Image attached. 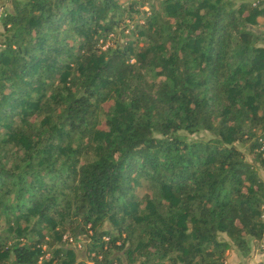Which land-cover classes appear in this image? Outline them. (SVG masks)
<instances>
[{
    "label": "trees",
    "instance_id": "trees-1",
    "mask_svg": "<svg viewBox=\"0 0 264 264\" xmlns=\"http://www.w3.org/2000/svg\"><path fill=\"white\" fill-rule=\"evenodd\" d=\"M8 2L0 264L247 254L264 231V0ZM137 3L136 38L100 47ZM64 233L83 238L79 258Z\"/></svg>",
    "mask_w": 264,
    "mask_h": 264
},
{
    "label": "rangeland",
    "instance_id": "rangeland-1",
    "mask_svg": "<svg viewBox=\"0 0 264 264\" xmlns=\"http://www.w3.org/2000/svg\"><path fill=\"white\" fill-rule=\"evenodd\" d=\"M120 2L122 5L125 6L127 4L128 0H120ZM8 5H9L8 0H5L4 4H3L4 9H5V7L7 8ZM136 8L139 11L137 13L132 12L134 15L133 18L125 17L123 19V23H122L123 25L120 26V28L123 27V31H120V29L117 28V32L115 34L110 33L108 35V38H106L104 42H101V40L99 39L97 41V44L100 47H105L107 44L123 42L124 40H126V36L123 34H128L129 35L128 38L135 39L136 34L134 32L131 33L130 29L133 27L134 23H136V22L139 23L142 21L141 11L142 10L147 11L148 5H147V3H143L142 5L140 3H137ZM1 30H2V26H1V20H0V31ZM0 38H1V35H0ZM141 42H142L141 40H137V44H141ZM104 104H106V103H104ZM179 132L184 134L186 136V138H208L209 137V134L203 130H199V131L193 132V133H187L184 130H179ZM237 145L245 151V146L243 144L238 143ZM245 155L247 158H250L249 154L245 153ZM259 173L262 175V177L264 179V175H263L262 170H259ZM262 206H263V210L261 211V219L264 223V203ZM263 234H264V231H263ZM263 234H262L260 239L249 238V240H250L249 241V250H248V253L245 255H242L238 251V249L233 244H231V246L225 250L224 263L225 264H231L230 263L231 260H234L236 262H243L244 264H255L258 261V259H261L262 258L261 256L264 255V252H262V250H264ZM80 236H82V235H80ZM218 236L226 238L224 233H219ZM77 240L80 242L81 246L74 247V248L77 251L76 252L77 256H78L77 258H79V251L83 248V241L84 240H83V238H82V240H80V239H77ZM81 241H82V243H81ZM41 248L42 249L45 248L44 245H42ZM86 262L90 263V261L88 259Z\"/></svg>",
    "mask_w": 264,
    "mask_h": 264
},
{
    "label": "built area",
    "instance_id": "built-area-1",
    "mask_svg": "<svg viewBox=\"0 0 264 264\" xmlns=\"http://www.w3.org/2000/svg\"><path fill=\"white\" fill-rule=\"evenodd\" d=\"M251 4H256L258 0H248ZM5 13V9H4V6L3 4H0V20L2 18V16L4 15ZM62 241L64 244L68 245V246H73V247H79L81 246L80 242L75 239L72 235H69V234H63L62 237H61ZM82 243V241H81ZM92 254V253H90ZM48 256V252L47 251H44L42 253V255L39 257V259H41V257H47ZM223 264L224 261H223Z\"/></svg>",
    "mask_w": 264,
    "mask_h": 264
},
{
    "label": "crops",
    "instance_id": "crops-1",
    "mask_svg": "<svg viewBox=\"0 0 264 264\" xmlns=\"http://www.w3.org/2000/svg\"><path fill=\"white\" fill-rule=\"evenodd\" d=\"M5 1V0H4ZM258 22L260 23V27L262 30H264V17L262 16H259L258 18ZM263 237H264V234H263ZM250 241V240H249ZM262 252H264V250H262ZM262 257V256H261ZM259 260V259H258ZM231 264H244L243 262H236L234 260H231L230 262Z\"/></svg>",
    "mask_w": 264,
    "mask_h": 264
}]
</instances>
